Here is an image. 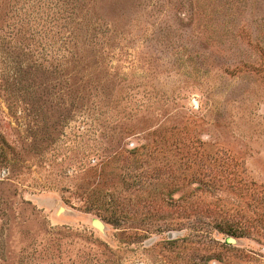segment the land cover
<instances>
[{"label":"rangeland","instance_id":"1","mask_svg":"<svg viewBox=\"0 0 264 264\" xmlns=\"http://www.w3.org/2000/svg\"><path fill=\"white\" fill-rule=\"evenodd\" d=\"M0 264H264V0H0Z\"/></svg>","mask_w":264,"mask_h":264},{"label":"water","instance_id":"2","mask_svg":"<svg viewBox=\"0 0 264 264\" xmlns=\"http://www.w3.org/2000/svg\"><path fill=\"white\" fill-rule=\"evenodd\" d=\"M93 224H94V226H95L96 228H98L99 230L102 229L101 225H100L97 221H94Z\"/></svg>","mask_w":264,"mask_h":264}]
</instances>
